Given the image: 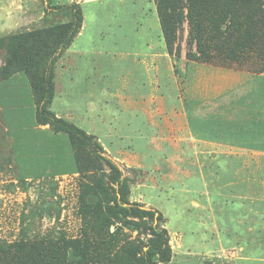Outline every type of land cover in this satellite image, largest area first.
Returning a JSON list of instances; mask_svg holds the SVG:
<instances>
[{
    "label": "rangeland",
    "instance_id": "374dc122",
    "mask_svg": "<svg viewBox=\"0 0 264 264\" xmlns=\"http://www.w3.org/2000/svg\"><path fill=\"white\" fill-rule=\"evenodd\" d=\"M51 1L54 5L79 6L83 32L77 41H82L89 52L72 58L82 65L78 76L89 77V87L91 81L94 84L96 105L102 104L99 112L110 123L108 129L95 134L125 172L129 201L161 214L171 250L166 264H264V156L258 148H253V163L243 164L242 158H218L202 164V149L200 153L196 149L198 156L190 157L187 147L181 145L175 151L167 147L170 140L180 142L184 137L182 116L172 118L170 110L184 99L194 130L192 110L197 113L200 104L209 102L229 73H244L254 79L246 87L253 105L242 104L237 98L240 88L232 89L230 92L237 93L229 101V115L239 113L236 108L264 107V73H251L234 61L203 62L197 56L202 50H219L225 43L231 46L237 41L236 32L223 35L222 28L213 29L212 22L218 23L220 13L226 10L224 2L191 0L182 11V30L173 36L170 65L160 58L155 63L159 66L156 75L150 49L163 51L165 45L152 0ZM202 3L207 9L204 15ZM238 18L241 16L235 15L241 23ZM65 20L45 16L40 0H0V77L9 60L8 72L29 69L36 80L55 46V26ZM21 83L16 80V88ZM220 109L208 105L207 118H219ZM145 110L152 114L158 133L149 124L138 125ZM25 115L29 116L27 112ZM230 125L229 136L234 141L251 139L257 144L264 136L261 123L244 125L233 120ZM26 126L29 131L30 123ZM161 138L163 147L150 144H158ZM41 140L37 137L17 144L16 166L0 116V242L49 244L46 259L58 258L57 264H67L71 251L64 250L63 242L74 241L76 259L85 258L83 264H115L112 259L125 256L124 247H136L151 239L147 229L150 222L145 218L129 217L127 221L139 224L132 227L109 213L114 185L105 161L94 160L93 165L75 172L73 152H69L64 133L55 138L56 152L63 147L64 155L54 162L51 158L46 162L45 149L38 147ZM182 152L189 158L187 163L168 159ZM30 153L33 162L24 163V154ZM231 190L244 191L248 196H242L243 200L232 196Z\"/></svg>",
    "mask_w": 264,
    "mask_h": 264
},
{
    "label": "trees",
    "instance_id": "16d2710c",
    "mask_svg": "<svg viewBox=\"0 0 264 264\" xmlns=\"http://www.w3.org/2000/svg\"><path fill=\"white\" fill-rule=\"evenodd\" d=\"M44 6L45 16H60L66 20L64 23L55 26L56 39L47 64L42 72L33 80L29 69L19 68L9 71L11 61H6L0 81L8 80L15 75L24 76L30 85L31 92L35 98V124L36 126H49L51 131L58 135L64 133L67 136V143L70 151L73 152V163L78 172L83 166L93 165L94 160L105 161L112 171L111 181L114 185L113 205L108 207L109 213L119 223L137 227L139 224L127 221L129 217L146 219L150 222L147 228L152 235L145 243L132 247L127 245L123 248L122 258L112 259L115 264H158L168 263L171 258V250L168 245V233L162 224L164 220L156 209L146 208L139 203L129 201V185L125 172L102 148L97 137L87 134L72 123L56 117L49 109L54 96V70L61 55L72 44L74 38L82 27V14L79 6L71 4L54 5L51 0H40ZM156 7V14L159 20L165 49L169 56H173V36L175 31L182 30L181 18L183 10L191 0H152ZM226 5V10L221 15V20L212 22L213 29H223V35L227 32H236L237 41L231 46L226 43L219 50L211 52L201 51L198 57L203 62L213 64H225L234 61L243 64L251 73H264V0H221ZM233 6L230 7L229 6ZM202 3V15L207 11ZM205 12V13H204ZM213 13V12H212ZM235 15L241 16V23L235 20ZM175 56V55H174ZM178 57V56H175ZM246 65V66H245ZM1 108V107H0ZM1 116V110H0ZM2 119V116H1ZM8 138L16 139L14 134L6 130ZM12 153V152H11ZM12 155V154H11ZM15 165L17 163L15 161ZM113 234V233H112ZM111 234V235H112ZM64 250L71 251L67 264H83L82 260L76 259L74 241H64ZM51 246L45 243L27 245L23 241L17 244L0 242V264H57L58 258L46 259V254ZM158 260L155 261L154 259Z\"/></svg>",
    "mask_w": 264,
    "mask_h": 264
},
{
    "label": "crops",
    "instance_id": "0c3cea01",
    "mask_svg": "<svg viewBox=\"0 0 264 264\" xmlns=\"http://www.w3.org/2000/svg\"><path fill=\"white\" fill-rule=\"evenodd\" d=\"M82 32L83 26L74 38L70 47L65 50L55 65L54 96L49 109L56 115V117L72 123L87 134L98 137L95 133L105 131L108 129L110 123L109 121L107 122L103 115L99 112L102 104L100 103L96 105V97L93 88L94 84L91 81V86L89 87V77L78 76L77 72L82 65H79L80 61L72 58V56L78 57L89 52V50H87V46L82 41L78 44L77 40L82 37ZM150 50L152 52L149 56L151 58L152 65L157 69L156 75H158L159 66L155 65L156 61L159 62V59L161 58L169 66L171 59L165 48L163 51H158L157 49L153 50V48ZM20 76L21 75L18 74L8 80L0 81V110L2 122L5 130H8L13 134L15 133L14 137H16L15 140L10 138L12 159L15 163V147L19 142L23 140L32 141V139L39 137L42 140L38 144V147H40V149H45L46 162H50L49 158H51V161L54 162L57 156L60 157L61 155H64L63 147H60L62 152H60V149H58V152L60 153L56 152L55 138L56 136H59V134L55 135L47 125L36 126L34 117L36 109L35 98L31 92L28 80L24 76ZM16 80H18V83L22 82V85H19L18 88H16ZM253 81L254 79L252 76L239 72L229 73L225 76L224 80L217 86L219 88H216L212 92L213 94H211L212 96L210 101L200 104L202 111L199 109L197 113H195V111L192 110L196 120L194 130L189 122V116H191V114H189V110L186 108V102L183 101L184 99L181 101V98H178V100H180V104L177 108L174 107L170 110V116H172V118L180 117V115L182 116V119L184 120V137L183 139H180V142L178 140H170L167 144L168 149H173V151H175L174 149L181 147L182 145V147H187L190 150V157L198 156L196 155L198 154L196 149H198V151L199 149H202V164H204L207 160L213 161V159L218 158H242L243 164L253 163L256 159L253 148H258L260 151L259 154L264 156V149H262L264 136L258 139L257 144H254L251 139L241 142H238L237 140L234 141L232 137L229 136V133L232 131L230 123L233 120L243 122L244 125L253 121L254 123H261V125H264V107L258 109L256 107L236 108L239 113L235 116H231V114L229 115L227 113L228 106L231 105L229 102L231 96L233 98L235 93H237L236 91L230 92L232 89L237 90L240 88V91L237 93V98L242 100V104L249 102L250 105H253L250 100L251 93L246 91V87H249L247 85ZM172 82L175 83L173 77ZM104 96H101L100 98L103 99ZM195 104L196 103L193 105L195 106ZM210 104L211 106H215V108L217 107L218 110L221 108L220 111L222 114L219 115V118H215L214 120L207 118V114L209 113L206 108ZM125 105L130 107L131 103L128 102V104L125 103ZM222 108L224 109L222 110ZM25 112L28 113V117L25 115ZM140 114L142 118L138 125L146 127V125L149 124L151 127L156 128L158 133L159 129L151 120L152 114L146 110ZM27 122L31 125L29 131L25 130L27 129ZM133 124H135L134 121ZM125 125L130 126V123H126ZM261 125L259 127H261ZM136 131H139L138 128ZM98 140L100 141L99 138ZM162 142L163 138L158 140V144L154 145L152 142L150 144H152L153 147H163ZM104 149L107 154H110V151L107 150V148L104 147ZM69 152L71 154L70 149ZM200 152L201 151H199V153ZM118 153L119 151L115 152L116 155H118ZM181 154L168 156V159L172 160V162L181 161L183 163H187L189 158H187L186 154L183 152ZM24 155V163L33 162V156L31 153L30 155ZM247 191L248 190H246V192ZM184 192L190 193L188 190H184ZM229 192L232 196H248V193L246 194L244 191L233 193L231 190ZM244 199L245 198H243V200Z\"/></svg>",
    "mask_w": 264,
    "mask_h": 264
}]
</instances>
